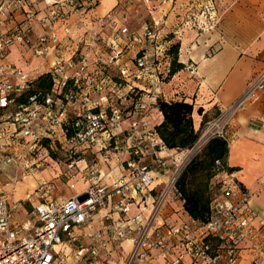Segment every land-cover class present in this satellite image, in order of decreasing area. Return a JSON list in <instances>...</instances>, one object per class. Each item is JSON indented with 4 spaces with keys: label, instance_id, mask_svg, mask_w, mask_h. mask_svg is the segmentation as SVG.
I'll list each match as a JSON object with an SVG mask.
<instances>
[{
    "label": "built area",
    "instance_id": "obj_1",
    "mask_svg": "<svg viewBox=\"0 0 264 264\" xmlns=\"http://www.w3.org/2000/svg\"><path fill=\"white\" fill-rule=\"evenodd\" d=\"M98 2L88 0L84 5L79 0H0V173L4 166L20 165L34 175L44 159L40 155L54 154L60 148L69 176H81L87 183L73 197L58 200L50 199L48 183H40L35 189L36 204L23 220L15 217L19 204H10L0 192V264H110L116 257L121 264H154L158 260L162 264H184L186 259L191 264H236L243 248L254 255L252 264H264V219L251 206V190L242 186L227 163L214 161L219 191L211 201L206 223L190 219L172 223L163 216L168 203H181L176 183L191 160L212 139L228 145L234 117L260 96L264 97V68L237 99L216 117L199 124L195 129L197 139L189 148H166L154 127L140 117L116 133L127 118L116 103L133 88L128 82L132 73L123 56L134 54L137 75L151 74L154 64L165 58L166 48L159 42L154 26L143 25L139 36L122 28L120 32L126 41L112 55L119 80L102 76L103 71H88V53L81 48L83 39L76 41L68 59H62L53 24L62 21L63 33L70 35L66 16L71 13L81 21L88 11L86 7L95 8ZM40 3L45 5V11L39 22L47 25L49 32L30 42L27 22L36 15L35 8ZM15 13L24 14V20L6 28ZM104 20L98 21L99 27L104 26ZM186 23L200 31L212 29L217 23L212 0H205ZM91 36L97 37V33ZM143 43L145 47L138 49ZM15 44L27 45L32 56L41 61L55 53L47 71L53 80L51 93L29 95V73L2 63ZM187 68L194 71L192 65ZM94 95L98 98L93 99ZM143 108L138 102L133 110ZM162 153H167V157ZM87 154H98L104 164L109 163L112 154L120 157L124 173L111 184L102 183L99 167H88ZM167 174L162 188L150 197L155 183ZM256 182L264 188V180ZM132 201L150 202L149 216L126 218ZM99 208H111L118 219L103 224L94 233L83 234L87 240L84 243L80 231ZM126 240L131 249L122 255Z\"/></svg>",
    "mask_w": 264,
    "mask_h": 264
},
{
    "label": "crops",
    "instance_id": "obj_2",
    "mask_svg": "<svg viewBox=\"0 0 264 264\" xmlns=\"http://www.w3.org/2000/svg\"><path fill=\"white\" fill-rule=\"evenodd\" d=\"M79 1L84 5L88 2ZM204 2L205 0H99L98 5L89 9L81 21L74 14L66 16L65 24L70 29V35L63 33L62 21L53 24L52 31L61 43L62 59H68L76 41L83 39L84 46L81 48L88 53L89 72L106 71L109 74H117L112 55L114 51H120L126 41V37L120 32L122 28L127 29L129 34L139 36L142 34V26L147 24L156 28L159 42L166 50L173 42L179 44L178 62L184 67L172 76L168 75L169 59L166 56L160 59L158 64H154L151 74L139 75L134 66V54L128 53L123 56V62L132 73L128 82L133 88L142 91L139 102L144 108L131 111L129 117L124 119L125 124L121 123L115 130L116 133L127 129L130 122L138 117L147 121L151 127L158 126L162 122V116L154 104L157 99L191 104L193 125L196 129L201 122L216 117L222 108L237 99L264 68V0H212L217 23L210 30L200 31L185 21L192 14L198 13L199 6ZM44 11L45 5L40 3L35 8L36 15L27 22L31 28L28 34L30 42L49 32L47 25L39 22ZM100 19H105L103 27L98 26ZM23 20L24 14L15 13L8 26L12 28ZM93 32L97 33V37L91 36ZM15 45L21 49L27 47ZM144 47L143 43L138 49ZM54 59V52L44 61L38 59L34 70L27 73L36 78L39 73L49 70ZM189 65L194 68L192 73L187 68ZM92 98L98 97L94 95ZM229 134L226 163L235 172L242 186L251 190V206L264 219V188L256 182L264 180L263 96L247 105L234 117ZM162 156L167 157V153H162ZM98 162L102 183L111 184L114 178L124 173L122 159L113 154L108 164L102 163L99 159ZM168 176L169 174L165 175L155 183L150 197H155ZM38 177L35 173L34 178ZM78 177L83 179L81 176ZM150 211V202L143 204L132 201L128 205L126 218L134 216L147 218ZM22 213L27 214L23 211ZM163 216L167 222L172 223L189 220L183 214L180 202L168 203ZM117 219L118 215L111 208H99L88 225L80 231V240L87 243L82 237L83 234L94 233L103 224ZM261 234L264 235V229H261ZM121 249L122 255L127 254L131 249L130 241H124ZM253 258L254 255L243 248L236 264H252ZM162 263L158 260L154 264ZM110 264L121 262L116 257ZM184 264L191 262L186 259Z\"/></svg>",
    "mask_w": 264,
    "mask_h": 264
},
{
    "label": "trees",
    "instance_id": "obj_3",
    "mask_svg": "<svg viewBox=\"0 0 264 264\" xmlns=\"http://www.w3.org/2000/svg\"><path fill=\"white\" fill-rule=\"evenodd\" d=\"M89 10V7H86ZM179 44L175 43L166 50L169 59L168 75L172 76L183 69L178 62ZM77 60V57L75 58ZM108 75L113 80H119L117 74L106 71L102 76ZM53 80L49 73L41 72L32 78L26 93H51ZM142 91L132 88L116 103L124 117H129L134 106L140 101ZM25 99V97L23 98ZM162 116V122L155 126V132L165 147L172 150L186 149L192 146L197 139L193 125V106L184 101L165 102L157 99L154 103ZM228 145L220 139H212L202 152L186 166L180 174L176 188L181 195L182 212L190 220L204 224L210 217V204L219 191V179H214V161L226 163Z\"/></svg>",
    "mask_w": 264,
    "mask_h": 264
},
{
    "label": "rangeland",
    "instance_id": "obj_4",
    "mask_svg": "<svg viewBox=\"0 0 264 264\" xmlns=\"http://www.w3.org/2000/svg\"><path fill=\"white\" fill-rule=\"evenodd\" d=\"M10 22H7L6 28L8 29H10L8 26ZM189 26L192 27V25ZM32 41L34 42L35 39H32ZM175 43H171L170 46ZM38 61L37 58L32 56L29 47L27 49L25 46L21 49L19 46L13 45L9 48L8 54L2 63L13 64L27 73L34 70ZM122 123L125 124V120ZM40 156L44 159L38 163L40 168L36 169L38 178H34L33 174L25 172L20 165L17 166L18 168L14 165L3 167L0 173V192L7 197L10 204H19V208L15 212V217L19 220H23L26 217L22 211L28 213L36 204L35 189L40 183L45 182L50 185L49 197L53 200L71 198L87 186L86 179H81L78 176L74 178L69 176L63 151L60 148L54 154L49 153V155L45 156L42 153ZM98 156V154L85 155L89 168L99 167ZM80 166L83 165L80 164Z\"/></svg>",
    "mask_w": 264,
    "mask_h": 264
}]
</instances>
